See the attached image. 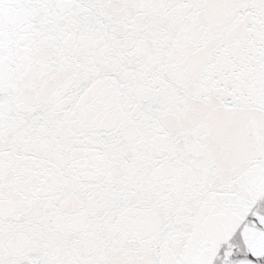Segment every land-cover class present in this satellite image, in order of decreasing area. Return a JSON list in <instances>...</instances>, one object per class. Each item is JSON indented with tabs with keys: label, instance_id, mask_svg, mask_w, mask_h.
<instances>
[{
	"label": "snow or ice",
	"instance_id": "obj_1",
	"mask_svg": "<svg viewBox=\"0 0 264 264\" xmlns=\"http://www.w3.org/2000/svg\"><path fill=\"white\" fill-rule=\"evenodd\" d=\"M0 264H264V0H0Z\"/></svg>",
	"mask_w": 264,
	"mask_h": 264
}]
</instances>
